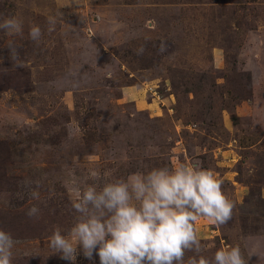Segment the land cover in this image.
Returning a JSON list of instances; mask_svg holds the SVG:
<instances>
[{
	"label": "rangeland",
	"instance_id": "rangeland-1",
	"mask_svg": "<svg viewBox=\"0 0 264 264\" xmlns=\"http://www.w3.org/2000/svg\"><path fill=\"white\" fill-rule=\"evenodd\" d=\"M8 16L23 21L21 34L0 31V227L17 240L13 264H72L49 237L76 222L74 178L95 170L87 183L102 186L180 163L214 170L235 203L224 225L196 222L203 254L240 245L264 264V0H0ZM37 179L34 199L22 182ZM75 264L100 259L78 249Z\"/></svg>",
	"mask_w": 264,
	"mask_h": 264
},
{
	"label": "clouds",
	"instance_id": "clouds-1",
	"mask_svg": "<svg viewBox=\"0 0 264 264\" xmlns=\"http://www.w3.org/2000/svg\"><path fill=\"white\" fill-rule=\"evenodd\" d=\"M47 24L48 31H53L55 17H48ZM0 31L9 36L21 34L23 21L15 16L0 17ZM29 35L38 43L42 30L34 25ZM9 49L16 60L17 48L10 44ZM144 51L141 45L136 54ZM164 51L166 45L161 43L160 52ZM88 179L99 180L100 173L90 171L83 183L78 178L72 180L71 190L77 197L72 208L78 213L74 225L66 235L55 226L49 237L50 247L61 253L62 259L75 264L78 249H82L89 260L94 253L98 255L100 264H185L187 252L194 253L187 264H247L240 245L222 247L214 257L203 254L205 246L198 238L196 222L207 218L224 225L235 208L214 170L180 163L136 171L102 186L87 183ZM22 183L29 188V195L38 199L41 181ZM26 215L38 219L40 208L34 205ZM16 244L12 233L0 227V264H13Z\"/></svg>",
	"mask_w": 264,
	"mask_h": 264
}]
</instances>
